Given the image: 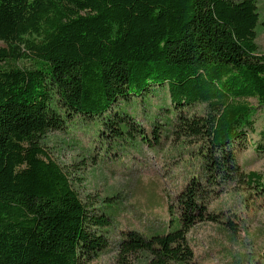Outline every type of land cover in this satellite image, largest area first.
<instances>
[{"label": "trees", "instance_id": "1", "mask_svg": "<svg viewBox=\"0 0 264 264\" xmlns=\"http://www.w3.org/2000/svg\"><path fill=\"white\" fill-rule=\"evenodd\" d=\"M259 26L256 0H0V264H83L111 250L112 207L84 200L46 148L77 118L95 121L106 152L157 153L170 140L194 160L163 213L118 231L113 264H194V227L234 230L209 204L228 186L264 194L237 161L257 107L264 115ZM156 98L145 134L129 109Z\"/></svg>", "mask_w": 264, "mask_h": 264}, {"label": "rangeland", "instance_id": "2", "mask_svg": "<svg viewBox=\"0 0 264 264\" xmlns=\"http://www.w3.org/2000/svg\"><path fill=\"white\" fill-rule=\"evenodd\" d=\"M256 3L262 21L264 0H256ZM256 44L259 53H263L264 27L257 28ZM0 47H4L1 42ZM159 99L151 100L149 106L129 109V112H136L137 128L145 134L149 133L148 121L154 115ZM248 102L257 107L256 102ZM263 128L264 115L257 107L255 131L248 135L246 149L238 151L237 161L245 174L255 173L264 182V153L255 151L258 133ZM97 130L95 121L84 122L77 118L69 130L49 133L45 144L51 159L67 167L76 178L75 187L84 200H91L95 208L112 207L109 214L111 226L106 234L111 250L83 264H113L116 257L113 246L118 231L142 232V220L149 221L163 213L165 201L162 195L164 192L174 195L175 189L185 181L194 160L186 150L174 148L170 140H165L162 150L157 153L130 144H124L119 151L109 149L106 152L100 139L98 141L94 136ZM244 188L228 186L217 200L209 204L210 211L225 213L223 219L228 217L234 230L222 224L204 223L187 235L194 252V264H264V194L255 195V191ZM139 215L142 220H138ZM133 264L138 263L134 261Z\"/></svg>", "mask_w": 264, "mask_h": 264}]
</instances>
